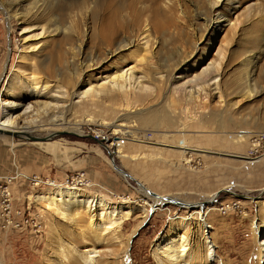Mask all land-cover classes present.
Masks as SVG:
<instances>
[{
  "label": "rangeland",
  "instance_id": "1",
  "mask_svg": "<svg viewBox=\"0 0 264 264\" xmlns=\"http://www.w3.org/2000/svg\"><path fill=\"white\" fill-rule=\"evenodd\" d=\"M10 1L0 0V116L3 94L6 93L9 81L19 74L17 69L21 64L20 55L27 52L24 49L26 45L41 41L38 50L30 52V55L36 56L43 77L53 82L58 80L65 89L72 91L78 86L76 82L82 85L84 79L91 77L95 83V79L100 76H107L114 71L115 66L122 64L123 58H127L128 65L135 64L132 57L135 52H131L134 48H123L113 53L103 51L101 45L105 33L115 28L121 34L124 28L129 31L135 29L137 18L144 13L158 12L161 17L166 16L163 14L166 13L163 0H17V5L10 8V13L23 15L32 8H42L43 12L34 20L33 26L54 28L58 25L70 32H56L41 39L37 36L26 42L21 21L17 17L9 19L6 13ZM261 1L246 0L230 15L231 22L224 27L217 41L208 44L205 39L209 29H206L201 19H195L190 13L194 11L198 0H184L187 6L185 22L193 26H167L158 34L162 43L156 49V58L153 59L156 67L139 64L141 71L149 69L153 77L150 84L154 87V96L133 102L129 109L122 110L113 104L89 103L83 99L76 102L71 110V107L64 108L69 109L68 118L71 122H85L83 132L57 135L48 141H32L25 136L19 138L0 134V177L17 175L10 184V201H0V208L4 206L0 209V264L62 263L60 253L55 251V247L51 248L53 244L56 245L54 239L65 230L79 232L80 224L86 228L89 223L86 221L87 216L78 226L49 212L37 200V196L50 194L48 191L53 185L37 188L28 179L33 175H41L63 182L79 172L86 174L90 185L59 183L83 188L88 193L103 195L112 201L128 200L133 205L146 207L149 212L147 217L139 216L123 228V242L126 243L129 236H132L128 248H124L119 240L98 246V254H103L102 257L112 261L111 264H169L163 249L156 253V248L164 246L167 239L176 237L177 233L172 231L171 224L175 220L184 219L182 216L190 219L189 229H180V234L188 236V245L191 247L188 254L198 253L199 248V252L204 253L200 240L201 220L187 215L190 208L186 203L191 202L204 203L202 214L207 223L211 224L207 228V235L212 236L216 244L219 263L204 261L202 256L191 260L187 254L184 257L187 261L178 260L171 264H264L260 245L264 238V22L253 26V29L257 28V33L253 35L252 22L245 17V7L250 3L263 5ZM204 14L211 17L208 10ZM237 18L242 19V24L234 32L232 23ZM37 31L33 30L30 34ZM221 38L232 39L231 45L239 55L229 64L223 76L219 77L220 93L214 91L211 94L206 89L207 93H203L202 98L197 100L200 107L196 105V115L199 116L197 120L183 128L179 114H175V124L166 121L157 127L142 126L134 119L139 111L150 114L163 110L164 114L170 110L173 113L174 107H170L173 100L157 80L158 72L167 69L165 60L171 61L170 56H174L178 48L193 50L181 69L189 70L192 77L214 57L215 47ZM253 42L255 46H251ZM247 49L257 50L261 54V57L258 56L260 58H256L248 87L241 80V61L249 54ZM90 56L102 57L97 67L86 68L85 63H89ZM198 60V67L194 68L193 63ZM179 69L173 71L174 75L179 73ZM81 85L80 90L84 88ZM15 86L22 100L31 103L34 108L37 99L30 97L16 80ZM252 88L256 91L253 97ZM248 91L250 93L246 94ZM70 103L67 100L65 104ZM61 111L56 114L59 120L62 118ZM53 114L52 109H41L42 117L38 116V124L44 126L28 132L45 137L60 130L70 131L54 124L55 121L58 124L61 122H57V116ZM211 114H216L217 118H210L212 121L208 122ZM130 116H134L130 119H134V125L131 123L132 126L116 131L113 125ZM221 118L230 121L228 127L219 125L217 120ZM23 120L24 117L19 118V123ZM104 121L109 124H104ZM242 133L248 136L239 142L237 138ZM184 139L186 145L194 150L182 152L180 147ZM118 149H121L119 154L116 153ZM111 151L114 152V161ZM122 154L128 157H122ZM132 155L136 158L131 159ZM115 165L133 178L119 172ZM147 189L157 195L152 193L147 198L144 195ZM160 195L174 198L183 204L174 201L155 202ZM212 195L216 198L211 203L214 205L208 209L206 205L210 203L206 201ZM230 201L240 207L222 214L218 210L220 204ZM144 219L142 224L136 226ZM72 238L69 236L65 240L68 248L72 244L78 245L79 238L73 241Z\"/></svg>",
  "mask_w": 264,
  "mask_h": 264
},
{
  "label": "bare ground",
  "instance_id": "2",
  "mask_svg": "<svg viewBox=\"0 0 264 264\" xmlns=\"http://www.w3.org/2000/svg\"><path fill=\"white\" fill-rule=\"evenodd\" d=\"M163 1L164 11L166 12L163 14H166V16L164 15V17H161L158 12V14L155 12H152V14L140 13L141 15L137 18V25L135 29L133 28L129 31L124 28L122 30L123 34H121L118 31L119 29L115 28L112 31L105 33V36L102 39L101 46L105 53H113L115 50H121L123 48H134L131 52H135L132 56L135 64L128 65L127 58H123L122 64L115 66L114 71L109 73L107 76H100V78L95 79V83L91 80V77L84 79L82 85L77 84L76 82L75 84L78 86L72 91L65 89L58 80L53 82L48 80L46 77H43L38 66V60L35 58L36 56L30 55V52L33 53L38 50L39 43L41 41L31 42L26 45L24 49L27 50V52L20 55L21 64L17 69L19 70V74L13 77L11 82L9 81L6 87V93L3 94L4 98L2 99L1 104L0 129L22 132H28L31 129L33 130V128L35 129V127L42 129L40 127L44 126V124H38V116L44 114L41 113L40 115L41 109H52L55 113L53 115H56L61 109V120H59L56 115L57 122L59 121L61 123L58 124L55 123V121L54 124L78 134L83 132L82 128L85 122L83 120H75L74 122H71L68 118L69 109L64 110V108L71 107V110L75 107L74 105H76V102H81V100L86 99L89 103L102 105L113 104L124 110L132 107L133 102H138L154 96V87L150 84L153 77L150 75L149 69L147 71H141L139 64L146 63L151 68L156 67V62H154L153 59L156 58V49L160 47L159 44L162 43L160 38H158V34H161L163 30H165L164 27L177 25L185 28H191L193 26L192 23L188 25L185 22L187 6L185 5L184 0ZM245 1L246 0H198L194 11H190V13L195 19H201L205 24L206 29H209V35L205 39L208 44H213V42L217 41V38L223 31L224 27L227 24H230V15L234 14ZM261 2L264 3V0ZM17 3V0H11L9 3L10 7L7 8L6 13L8 14L9 19L17 17L21 21V30L22 34H25L24 40L26 42L30 38H35L37 36H40L39 38L41 39L43 37L50 36L52 33H65L67 31L58 25L54 28L33 26L32 23L34 20L42 14V8L36 10L32 8L30 12L23 15H19V13H10V8L13 7L14 4L17 5ZM207 10L211 14V17L204 14V11ZM245 17L248 21L252 22V34H256L257 28L253 29V26L258 24V22H264V4H248L245 7ZM241 24V18H237L236 21L232 23L235 30L234 32L237 31ZM36 29H38L36 33L30 34V32ZM67 32L70 33L69 31ZM231 41L232 39L229 38H221L218 46L215 47L216 52L214 57L210 60L208 65L199 70L198 73L196 72L197 74L195 73L192 77H190L191 75L189 70L185 69L181 71V69L184 67L186 60L189 58L188 56L193 54V50L188 51L183 47L178 48L175 55L170 56L172 62L168 59L165 60V66L167 69H165V71L158 72L159 76L157 78L163 87H165V91L168 93L171 101L173 100V104L172 106L170 105V107H174V112L172 113L169 110L163 114L162 110L147 114L139 111V113L135 115V118L134 116H130L127 117L128 119H122L118 122V124L113 125L116 128L115 130H123L126 127L132 126L131 123L134 122V119H136L142 126L157 127L166 121L169 124H175V114H179L178 116L181 117L179 122L183 128L197 120L199 118L195 111L197 100L203 93H207L206 89H209L210 93L214 91L216 93H220L219 77L223 76V73L229 64L239 55L231 45ZM255 44L256 43L253 42V45L251 46H255ZM212 48L213 47H211V49ZM247 52H249V54L241 61V70L243 72V78H241V80L243 79L242 82H246L244 83L246 87L249 86L248 81L250 80V75L254 72L256 58L261 55L257 52V50L254 51L252 49H247ZM89 59V63H85V66L86 68L91 69L100 64L102 57L90 56ZM199 61L200 60L194 62L193 67H198L197 62ZM178 68H180L179 73L174 75L173 71ZM28 69L30 70L28 71ZM15 80L19 83V86L22 89L29 93L30 97L37 99L36 106H34V108H32L33 106L31 103H27L22 100V96H20L17 91L18 87L15 86ZM80 85L84 87L81 90L79 89ZM252 86H254L253 83ZM248 93L250 92L248 91L246 94ZM255 93L256 91L252 88V97ZM74 98H77V100L74 101ZM67 100L71 101L70 105L65 104ZM29 112L32 114H28ZM30 116L32 117L29 120ZM216 116V114H211L208 122L212 121L210 118H217ZM21 117H24V120L22 123H19V118ZM131 117L134 119L130 120ZM90 120L91 119H87V121ZM217 121L221 127H228L230 123V121L223 118ZM104 124L109 123L104 121ZM247 136V133H242L238 135L237 141L242 142L247 138ZM180 148H182V152L185 153L187 152L186 150L191 149L186 145L185 139L182 140ZM116 153H121V149H118ZM121 156L128 157L127 154H122ZM130 158L133 159L136 157L135 155H132ZM16 176L17 175L13 176L14 179H16ZM48 192L50 194L37 196V200L43 203L49 212L67 219L71 222L70 224H76L79 226L81 223L80 221L85 220V216H87L86 221L89 222L86 228H83V226L81 227L83 224H80L79 232H75V230L71 229L65 230L66 233H60V235L54 239V243H56V245L53 244L51 248L55 247V251L60 253L62 256L61 264H111L112 261L110 262L106 260V258L102 257L103 254H98V252H100V250H98V246L104 243H112L114 240H119L120 243L124 244V248H128L129 239L132 236H129L126 243L123 242V228L126 224L130 225L135 218L139 216L145 218L149 213L147 208L142 205H133L128 200L112 201L103 195L88 193L85 189L77 186L57 184L53 185ZM144 195H147V198H149V195H152V191L147 189L145 190ZM157 197L159 198H157L155 202H169L176 200L174 198L161 195ZM215 198L214 195H212V197L206 201L210 203L206 205L208 209L214 205L211 203L215 201ZM186 204H188L187 207L190 208L187 210V215L189 214L190 218L199 217L201 220L199 227L202 230V237L200 240L204 246V253H200L199 248L198 253L196 251L195 254H193V252L192 254H188V251L191 249L188 245V236L185 237L180 234V229L188 230L190 227L188 223L190 219H187L185 216H182L184 219H180V221L175 220L172 222L171 229L173 232L177 233L175 235L176 237L164 241L166 244L162 247H157L156 253H158V250L163 249L166 260L170 262H177L178 260L187 261L184 257H187L188 254L191 257V260H197L202 256L204 261L211 263L217 261L219 263V260L216 257V244L213 241L212 236L207 235V232H209L207 228H209L211 224L207 223L202 214L204 203L198 204L197 202H191ZM144 221L145 219L141 220L136 226L142 224ZM77 235H79V237ZM69 236H73L72 241L73 239L75 240L79 238L77 241L78 245L72 244L70 248H68L69 246L65 240H67L66 238ZM52 238L54 237L52 236ZM51 244L52 242L50 241V245ZM260 245L262 259L264 260V238L261 240ZM170 262L169 264H171Z\"/></svg>",
  "mask_w": 264,
  "mask_h": 264
},
{
  "label": "built area",
  "instance_id": "3",
  "mask_svg": "<svg viewBox=\"0 0 264 264\" xmlns=\"http://www.w3.org/2000/svg\"><path fill=\"white\" fill-rule=\"evenodd\" d=\"M13 175H6L3 177H0V201L2 200L4 201V203L7 201H10L11 199L12 192H11L10 184L13 183V180H15ZM28 180L34 187H37V188H41L43 186H52V183L53 185H57L60 183H67V184L80 183L81 186L90 185V180L88 179V177L86 176L84 172H81V173L79 172L73 175L72 177H68L63 182H60L57 179H51L49 177H44L41 175H33ZM239 207L240 205L235 204L233 201H230V202H225V203L220 204V207L218 208V210L222 214H227L230 211L235 210ZM2 208H4V206H2ZM8 222H11V221H8Z\"/></svg>",
  "mask_w": 264,
  "mask_h": 264
},
{
  "label": "water",
  "instance_id": "4",
  "mask_svg": "<svg viewBox=\"0 0 264 264\" xmlns=\"http://www.w3.org/2000/svg\"><path fill=\"white\" fill-rule=\"evenodd\" d=\"M0 134L11 135V136H14V137H19V138L25 136V137L29 138L32 141H48V140L52 139L54 136H57V135L75 134V133L74 132H71V131L60 130V131H56V132H54V133H52L50 135H47L45 137H41V136H36V135L30 134L29 132H22V131H13V130L0 129ZM110 153H111L112 160L114 161V155H113L114 152L111 151ZM233 156L240 157V155H233ZM115 167H116V169L119 172L123 173L125 176L130 177V178H133L124 169L118 167L117 165H115ZM152 193L154 195H157L155 192H152ZM174 202L177 203V204H183L182 202H180L178 200H174Z\"/></svg>",
  "mask_w": 264,
  "mask_h": 264
}]
</instances>
